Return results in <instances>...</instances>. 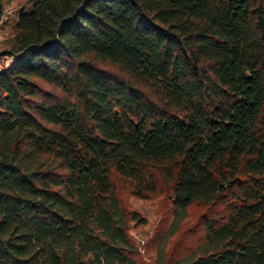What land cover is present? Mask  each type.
Here are the masks:
<instances>
[{
    "label": "trees",
    "instance_id": "16d2710c",
    "mask_svg": "<svg viewBox=\"0 0 264 264\" xmlns=\"http://www.w3.org/2000/svg\"><path fill=\"white\" fill-rule=\"evenodd\" d=\"M5 6L0 0V23ZM0 42V264H140L122 201L163 195L172 264H264V0H32Z\"/></svg>",
    "mask_w": 264,
    "mask_h": 264
},
{
    "label": "rangeland",
    "instance_id": "374dc122",
    "mask_svg": "<svg viewBox=\"0 0 264 264\" xmlns=\"http://www.w3.org/2000/svg\"><path fill=\"white\" fill-rule=\"evenodd\" d=\"M5 6L4 16L0 23V42L10 35L11 28L22 8H29L32 0H1ZM2 45L0 44V47ZM12 59L0 58V70L10 65ZM122 201L138 209L146 216V221L141 226L131 223L130 232L135 245V258L140 264H156L158 248L171 222L169 214L170 205L163 195L149 198H135L129 192H121ZM204 210L202 206H192L188 216L177 228V232L166 243V259L169 264L191 252L203 239L205 229L199 213Z\"/></svg>",
    "mask_w": 264,
    "mask_h": 264
}]
</instances>
